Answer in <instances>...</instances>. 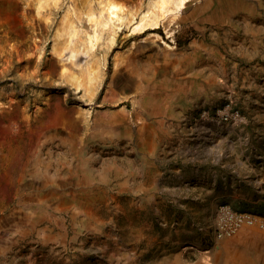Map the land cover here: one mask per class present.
Here are the masks:
<instances>
[{
    "label": "rangeland",
    "instance_id": "1",
    "mask_svg": "<svg viewBox=\"0 0 264 264\" xmlns=\"http://www.w3.org/2000/svg\"><path fill=\"white\" fill-rule=\"evenodd\" d=\"M0 118V264H263L264 0H0Z\"/></svg>",
    "mask_w": 264,
    "mask_h": 264
},
{
    "label": "built area",
    "instance_id": "2",
    "mask_svg": "<svg viewBox=\"0 0 264 264\" xmlns=\"http://www.w3.org/2000/svg\"><path fill=\"white\" fill-rule=\"evenodd\" d=\"M244 225H255L264 228V217L222 206L217 210L213 231L216 238H222L236 233Z\"/></svg>",
    "mask_w": 264,
    "mask_h": 264
},
{
    "label": "bare ground",
    "instance_id": "3",
    "mask_svg": "<svg viewBox=\"0 0 264 264\" xmlns=\"http://www.w3.org/2000/svg\"><path fill=\"white\" fill-rule=\"evenodd\" d=\"M112 3H121L122 0H109ZM89 9L91 10L92 7H89ZM91 13V12H90ZM103 31L102 30H98L95 27L93 28L92 32L87 34V36L81 40L82 43L91 51H93L97 45V43L102 39V35ZM114 36H110L109 42L113 41ZM76 49H73V51L71 52V57H73V55L75 54ZM94 71V70H93ZM73 72V71H72ZM76 73V72H75ZM93 73L95 74L96 71L94 72H90V76H93ZM70 80L74 81L75 83H77L78 85H82V78L76 74H71L70 75ZM71 82V81H70ZM72 82V83H74ZM76 85V84H74ZM54 109L58 110L59 109V103L56 102L54 105ZM1 118H0V123H1ZM1 125V124H0ZM0 139L3 140L4 142H9L11 139L10 136V132L6 129V128H1L0 127ZM1 150H3L2 147H0V153L2 152ZM8 152H9V157H8V174L12 173V166L16 163H18V160L21 158L19 152L15 151L13 148H7ZM4 157V156H3ZM247 264V263H245Z\"/></svg>",
    "mask_w": 264,
    "mask_h": 264
},
{
    "label": "flooded vegetation",
    "instance_id": "4",
    "mask_svg": "<svg viewBox=\"0 0 264 264\" xmlns=\"http://www.w3.org/2000/svg\"><path fill=\"white\" fill-rule=\"evenodd\" d=\"M142 26H144V25H142ZM145 29H147V27H145L142 31H144Z\"/></svg>",
    "mask_w": 264,
    "mask_h": 264
},
{
    "label": "crops",
    "instance_id": "5",
    "mask_svg": "<svg viewBox=\"0 0 264 264\" xmlns=\"http://www.w3.org/2000/svg\"><path fill=\"white\" fill-rule=\"evenodd\" d=\"M263 264H264V260H263V262H262Z\"/></svg>",
    "mask_w": 264,
    "mask_h": 264
}]
</instances>
